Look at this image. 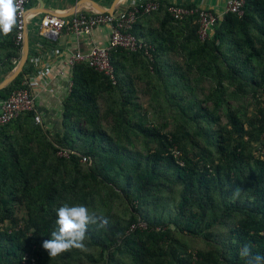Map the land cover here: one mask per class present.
<instances>
[{"label": "trees", "instance_id": "trees-1", "mask_svg": "<svg viewBox=\"0 0 264 264\" xmlns=\"http://www.w3.org/2000/svg\"><path fill=\"white\" fill-rule=\"evenodd\" d=\"M156 2L131 30L151 60L112 51L115 84L77 64L58 132L34 112L0 127V264H246V244L264 256V0L225 13L204 40L196 15L176 21ZM154 15L156 30L137 27ZM15 33L0 34V81L20 56ZM33 72L27 60L0 101ZM64 203L109 224L53 258L42 242Z\"/></svg>", "mask_w": 264, "mask_h": 264}, {"label": "built area", "instance_id": "built-area-1", "mask_svg": "<svg viewBox=\"0 0 264 264\" xmlns=\"http://www.w3.org/2000/svg\"><path fill=\"white\" fill-rule=\"evenodd\" d=\"M244 3L245 0H230L223 14L229 12L241 15ZM29 4L30 0H17L18 12L14 42L20 48L25 28H27L29 20L32 17L28 15ZM159 7L158 2L148 1L135 4L117 15L98 13L91 8L83 9L73 16L68 17L69 19L61 18L57 15H45L39 22L38 32L40 30H47L48 38L50 40H56L62 28H65L67 32L75 37H79L89 34L95 28L107 26L109 28V43L104 47H93L85 54L80 52L74 53L67 59L66 67L72 72L77 64L84 63L95 71L107 76L115 84L113 68L110 64V53L117 49L135 52L137 49L142 48L145 50V55L151 60V54L148 49L152 50V48H146L145 43L138 40L131 33V30L138 15L156 12L159 10ZM168 13L176 21L196 15V23L198 25L197 34L200 40H204L207 37L208 30L223 15L218 16L210 10L186 8L181 5L169 6ZM61 74L62 72H60ZM22 85L25 87L13 91L6 100L0 101V127L9 123L23 112H34V122L36 124H42L41 116L35 110V96L30 91L28 78ZM71 85L72 82L68 86L69 90ZM63 155L66 156V153H63Z\"/></svg>", "mask_w": 264, "mask_h": 264}, {"label": "crops", "instance_id": "crops-1", "mask_svg": "<svg viewBox=\"0 0 264 264\" xmlns=\"http://www.w3.org/2000/svg\"><path fill=\"white\" fill-rule=\"evenodd\" d=\"M41 1L43 4L41 10H43L45 13L35 12L34 14H31L32 17L30 18L27 25V28L29 29L30 23L38 20L37 27H31L34 32L36 31L38 37L36 39L35 36V41L33 40L32 42L28 58L34 72L26 74V76L29 80L30 91L35 96V110L38 115L41 116L44 128L54 133L61 129L62 104L70 91L68 86L71 82L72 72H70L66 67L67 59L76 52L85 54L93 47L106 46L109 43V28L107 26L95 28L89 34L81 35L79 37H75L74 35L67 32L65 28H62L56 40H53L56 41V44L52 47L51 45H47V40L50 39L39 34V22L45 15H57L61 18L69 19L68 17L70 16H65L66 14L71 12L78 13L83 9H89L90 2H95L104 8H110L115 0ZM148 1L156 2L157 0H119L115 4V11L113 15L120 14L135 4ZM163 1H167L170 6H185L184 4L186 3L194 4L196 9L210 10L219 16L223 14L230 0ZM32 2H34L33 5ZM83 2H85V4L79 7ZM105 2L109 3L106 5ZM30 3L31 5L29 8L37 7L39 5L37 0H30ZM74 7L76 8L75 11L73 10ZM223 15H221V17ZM138 24L139 25L137 27L144 33L147 31H153L159 26V18L154 15L151 16L146 22L141 21ZM43 48L45 50H41ZM35 53L38 55H34ZM60 72H62L61 75Z\"/></svg>", "mask_w": 264, "mask_h": 264}, {"label": "clouds", "instance_id": "clouds-1", "mask_svg": "<svg viewBox=\"0 0 264 264\" xmlns=\"http://www.w3.org/2000/svg\"><path fill=\"white\" fill-rule=\"evenodd\" d=\"M17 12V0H0V34L7 36L12 32ZM89 224L106 228L109 220L84 205L62 204L56 209V227L50 234L51 238L42 242V248L53 258L72 249L85 250L84 240ZM239 255L245 258L246 264H264V256L253 255L248 244L240 249Z\"/></svg>", "mask_w": 264, "mask_h": 264}, {"label": "water", "instance_id": "water-1", "mask_svg": "<svg viewBox=\"0 0 264 264\" xmlns=\"http://www.w3.org/2000/svg\"><path fill=\"white\" fill-rule=\"evenodd\" d=\"M39 2V5L37 7H32L28 9V15L34 14L35 12H41V13H45L43 10H41L42 7V1L41 0H37ZM119 0H115L114 3L112 4V6L110 8H104L101 7L99 4L95 3V2H90L89 3V8H91L92 10L98 12V13H107L110 15L114 14L115 11V4L118 2ZM85 4V2H83L82 4H80L79 7H81V5ZM75 7L73 8V10L75 11ZM72 10V11H73ZM76 12H71L69 14H66L65 16H73ZM64 16V15H63ZM47 30H40L39 34L41 36L47 37L48 38V34H47ZM39 35V36H40ZM29 48H30V43H29V32H28V28H25L24 31V37H23V41L21 44V48H20V56L18 59V62L16 63L15 67L0 81V90L6 88L11 82H13L17 76L19 74L22 73L23 68L28 60L29 57Z\"/></svg>", "mask_w": 264, "mask_h": 264}, {"label": "rangeland", "instance_id": "rangeland-1", "mask_svg": "<svg viewBox=\"0 0 264 264\" xmlns=\"http://www.w3.org/2000/svg\"><path fill=\"white\" fill-rule=\"evenodd\" d=\"M34 2H32V5H33ZM107 3L109 2H105V4L107 5ZM39 19V18H38ZM33 25V26H32ZM38 25V20L37 21H33L30 23V26H29V43L30 45H32V42L33 40L35 39V36H36V39L38 37V35L36 34V31L34 32L33 29L31 27H37ZM35 41V40H34ZM170 64H173L175 65V63L177 64H182V61L181 59H179L178 57L174 56V55H170ZM136 89H137V93H138V96H139V102L145 107V108H148L147 107V104H148V95L147 94H143L141 93V85H137L136 86ZM141 227H144L143 224L140 225Z\"/></svg>", "mask_w": 264, "mask_h": 264}]
</instances>
